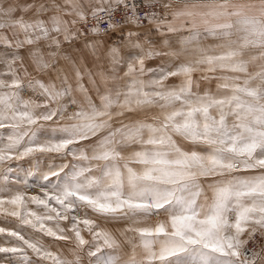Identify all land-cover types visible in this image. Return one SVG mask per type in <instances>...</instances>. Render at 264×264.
I'll return each instance as SVG.
<instances>
[{
    "label": "snow or ice",
    "instance_id": "snow-or-ice-1",
    "mask_svg": "<svg viewBox=\"0 0 264 264\" xmlns=\"http://www.w3.org/2000/svg\"><path fill=\"white\" fill-rule=\"evenodd\" d=\"M169 8L162 0H0V30L15 37L0 32V129L9 130L6 143L0 136V165L27 160V174L43 182V198L31 202L44 213L11 215L70 242L73 256L15 230L7 235L18 243L0 246L8 264H83L81 253L87 264H264V0ZM28 13L35 19H24ZM183 27L179 45L145 36ZM202 32L220 39L219 53L201 46ZM218 70L232 75L215 77L216 92L200 94L194 74L209 81ZM173 77L180 83L168 85ZM148 109L158 110L151 122L135 117ZM37 153L76 163L43 170ZM249 170L260 171L235 174ZM12 171L3 167L5 181ZM7 203L20 209L24 194ZM151 217L153 226H137ZM98 220L131 221L120 231L132 245L127 259Z\"/></svg>",
    "mask_w": 264,
    "mask_h": 264
},
{
    "label": "rangeland",
    "instance_id": "rangeland-1",
    "mask_svg": "<svg viewBox=\"0 0 264 264\" xmlns=\"http://www.w3.org/2000/svg\"><path fill=\"white\" fill-rule=\"evenodd\" d=\"M170 11V8L168 12ZM18 13V12H17ZM18 16V14H16ZM33 17L32 15H30ZM26 17V16H25ZM187 28V27H186ZM0 32L4 33L9 40H14L15 37L13 36V30L12 29H2ZM146 38L153 40L157 45H160L162 41H166L168 43H172L175 45H179V43L184 40L188 36V30H180L176 31L174 33H167L165 37H160V34L156 32L155 28H151L150 31L145 33ZM235 39V37H233ZM115 42L119 43V39L117 36H113L112 40L110 43ZM200 42L201 46L212 49L214 52L219 53V49L217 45L221 43L220 39L210 33L207 32H202L200 36ZM40 47H43V41L39 45ZM0 50H3V45H0ZM165 51L167 50L166 48L164 49ZM27 48L21 49L20 53L22 56H26ZM252 56H259V51L258 50H252L250 53ZM247 58V57H246ZM27 62V61H26ZM179 61H177L178 63ZM161 61L159 59L149 61L147 62V66L150 68H156L157 65H159ZM19 62H17V65ZM91 67V65H89ZM256 65H250L249 71H255ZM0 71H3V65H0ZM29 71L32 72V69L29 68ZM32 75L35 76L36 73L32 72ZM119 75H123V71L119 73ZM200 73H195L194 74V79L199 80L200 83V88L198 91L200 94H203L205 90H208L212 93L216 92V85H217V80L215 77L220 76V75H232V73H222L221 71H217L216 73H210L209 75L213 76L214 78L209 80V81H204L200 80ZM5 79L10 81V77H4ZM85 86L88 87L87 80L84 81ZM168 85H175L180 83V78L179 77H173L169 78L168 81H166ZM25 98L32 96V93L26 92L24 93ZM72 109H70L71 111ZM158 110L156 109H148L143 112H139L134 114L136 118L138 119H144L147 118L149 122H151V116L155 115ZM42 123H48V122H42ZM7 129H0V136L5 137L3 143L7 142V134H8ZM43 138V137H42ZM36 155L40 156V163L38 167H40L43 170H47V167L49 164H55L57 166L61 164H68V163H76L72 159L71 156L68 157H60L55 153H45V154H39L37 153ZM6 165H10L13 168V171L10 173H7L8 180L5 181L3 178V167ZM132 167L139 168V165H132ZM30 170V164L27 162V160H22V161H16L15 159L11 161L5 162V165H0V199H3L5 203L3 205H0V228L5 229V232L0 233V246L4 247H11L13 246L14 243H18L15 241V238L10 237L7 235L8 231H15V230H20L22 234L26 236H31L32 238H40L43 241H54V238L48 237L44 235L43 233L37 232L34 229H32L28 225H24L21 223L20 219L16 216L11 215L13 211L20 210L22 213L25 211H33L37 212L38 214H43L44 209L43 207H37L36 204L31 202V197L32 196H39L43 198V191L40 187V184L43 183L38 176H30L28 175V171ZM66 171H71V169H67ZM260 170H249L247 172L243 173H235V174H244V175H258ZM63 175V174H62ZM54 179V178H53ZM26 182V183H25ZM17 193H23L24 194V205L20 208L17 209L16 205H12L10 203H7L8 200L11 199L12 196H14ZM210 195V193H207ZM54 215V214H53ZM88 216L96 219L95 215L91 213L90 210H88ZM31 218V217H29ZM164 217H159V219H163ZM158 218L157 217H151L148 219H144L143 222L137 226L139 227H147V226H153ZM98 222L101 224L102 227H105L112 231L114 235H116L117 239L123 241L122 245V252L121 255L123 259H127L129 255L132 253V245L125 242V237L120 235V231L123 230L125 227H127L129 224H131V221H126V222H103L99 221ZM61 226H67V222L61 221ZM49 226H54L53 223H49ZM86 239H90V236L88 235L87 232L83 233ZM127 239L132 241V244H138L139 239L136 236L135 233L133 232H128L126 234ZM158 247V246H157ZM136 252L138 254L142 253V250L140 248L136 249ZM0 264H8V261L4 259V254L0 253Z\"/></svg>",
    "mask_w": 264,
    "mask_h": 264
},
{
    "label": "crops",
    "instance_id": "crops-1",
    "mask_svg": "<svg viewBox=\"0 0 264 264\" xmlns=\"http://www.w3.org/2000/svg\"><path fill=\"white\" fill-rule=\"evenodd\" d=\"M193 2V0H171V8L169 13L174 10V9H179L182 8L184 6L185 3H191ZM234 2L236 3H254V4H258L259 0H234ZM21 3H32V0H21ZM18 16L22 15L21 13H17ZM30 15H32V13H28L27 15L24 16V19H35V17H31ZM42 19H47V16H43L41 17ZM167 19L171 20V15H169L167 17ZM186 27L183 28H178L177 31L180 30H186ZM188 30V29H187ZM4 34V33H3ZM5 35V34H4ZM110 229V228H109ZM108 229V230H109ZM52 252H58L62 257L67 258L69 260L73 259V256L71 254V252L69 251V249L72 247L70 242H64V241H60V242H56V241H43ZM123 241H121L122 243ZM123 244V243H122ZM31 255V253H30ZM81 255L84 257V261L83 264H87V257L86 255H84V253H81ZM41 264H50L49 261H42Z\"/></svg>",
    "mask_w": 264,
    "mask_h": 264
},
{
    "label": "built area",
    "instance_id": "built-area-1",
    "mask_svg": "<svg viewBox=\"0 0 264 264\" xmlns=\"http://www.w3.org/2000/svg\"><path fill=\"white\" fill-rule=\"evenodd\" d=\"M163 3H171V0H162ZM169 10V9H168ZM167 10V11H168ZM159 11L161 12V14H163V12L165 11L163 8L159 9Z\"/></svg>",
    "mask_w": 264,
    "mask_h": 264
}]
</instances>
